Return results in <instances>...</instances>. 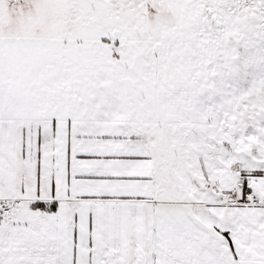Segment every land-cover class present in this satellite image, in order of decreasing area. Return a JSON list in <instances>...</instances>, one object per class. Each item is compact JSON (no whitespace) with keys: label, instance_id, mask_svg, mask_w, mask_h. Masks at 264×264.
<instances>
[{"label":"snow or ice","instance_id":"6c2138e0","mask_svg":"<svg viewBox=\"0 0 264 264\" xmlns=\"http://www.w3.org/2000/svg\"><path fill=\"white\" fill-rule=\"evenodd\" d=\"M0 264H264V0H0Z\"/></svg>","mask_w":264,"mask_h":264}]
</instances>
